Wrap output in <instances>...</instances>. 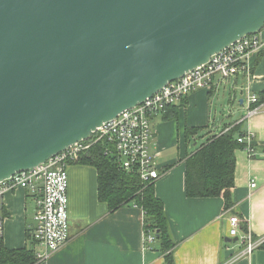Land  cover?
Returning a JSON list of instances; mask_svg holds the SVG:
<instances>
[{
  "label": "water",
  "instance_id": "95a60500",
  "mask_svg": "<svg viewBox=\"0 0 264 264\" xmlns=\"http://www.w3.org/2000/svg\"><path fill=\"white\" fill-rule=\"evenodd\" d=\"M263 30L264 0H0V183Z\"/></svg>",
  "mask_w": 264,
  "mask_h": 264
},
{
  "label": "crops",
  "instance_id": "0c3cea01",
  "mask_svg": "<svg viewBox=\"0 0 264 264\" xmlns=\"http://www.w3.org/2000/svg\"><path fill=\"white\" fill-rule=\"evenodd\" d=\"M258 36L264 44V30ZM248 65L249 72L241 71L229 79L217 76L210 87L175 105L179 108L177 119L167 121L161 115L151 121L152 153L161 175L154 186L155 195L164 205L175 243V264H264V244L248 254L242 243L248 234L256 241L264 239V104L258 114H248V97L255 95L260 101L264 93V45ZM229 126H239L245 135L254 136L257 156L250 158L244 150L235 152L233 206L225 210L222 198L187 196L186 162L209 137L220 135ZM187 128L201 131L187 139ZM68 173L70 239L37 264H165L159 246L146 242L142 209L131 204L110 212L98 199L93 166L73 164ZM252 182L256 183L254 189ZM2 204L5 247L35 248L37 253L38 245L28 239L35 227L33 198L18 188L7 192ZM232 216L241 221L235 238L229 233Z\"/></svg>",
  "mask_w": 264,
  "mask_h": 264
},
{
  "label": "built area",
  "instance_id": "2783aa9c",
  "mask_svg": "<svg viewBox=\"0 0 264 264\" xmlns=\"http://www.w3.org/2000/svg\"><path fill=\"white\" fill-rule=\"evenodd\" d=\"M263 45L258 35L248 36L213 56L206 65L169 83L146 102L104 123L89 140L78 142L46 163L1 182L0 239L3 237V196L9 191L22 188L35 201V227L31 232V239L39 247L37 262L45 261L64 247L70 239L68 169L98 143L106 144L105 155L116 159L124 171L138 174L143 183H156L161 175L152 153V119L163 115L168 107L182 103L193 92L210 87L217 76L229 79L236 77L241 71L249 72L250 58L259 53ZM258 103L257 96L248 97L250 117L259 113L261 104ZM230 129V126L226 127L222 133ZM238 142L244 145V151L250 158L257 156L252 134L239 137ZM251 188H256L255 182L251 183ZM240 222L237 216L230 218L229 233L232 238L239 237ZM154 240L153 236H147L146 242L153 243ZM242 243L250 254L264 244V239L256 241L248 234L242 238Z\"/></svg>",
  "mask_w": 264,
  "mask_h": 264
},
{
  "label": "trees",
  "instance_id": "16d2710c",
  "mask_svg": "<svg viewBox=\"0 0 264 264\" xmlns=\"http://www.w3.org/2000/svg\"><path fill=\"white\" fill-rule=\"evenodd\" d=\"M260 99L258 104H264V93ZM178 110L176 106L168 107L163 114L164 120L177 119ZM200 131L201 129L187 128L186 138ZM244 135L239 126L231 128L226 133L215 134L188 158L186 194L189 198H222L225 201V210L231 209L233 206L232 191L235 185V152L244 150V145L238 142L239 137ZM105 146L104 143L94 145L74 164L96 168L98 199L108 206L110 212L131 204L142 209L145 213L146 236H154L155 244L165 254V264H175L172 258L175 243L170 233L164 205L155 195V183H143L138 174L124 171L116 159L105 155ZM2 213L4 219L3 209ZM242 229L247 231L245 227ZM28 239H31L30 233H28ZM149 247L153 249L152 245ZM0 264H37L35 248L9 250L1 238Z\"/></svg>",
  "mask_w": 264,
  "mask_h": 264
},
{
  "label": "rangeland",
  "instance_id": "374dc122",
  "mask_svg": "<svg viewBox=\"0 0 264 264\" xmlns=\"http://www.w3.org/2000/svg\"><path fill=\"white\" fill-rule=\"evenodd\" d=\"M212 137V136H211ZM210 138V137H209ZM38 263V262H37Z\"/></svg>",
  "mask_w": 264,
  "mask_h": 264
}]
</instances>
